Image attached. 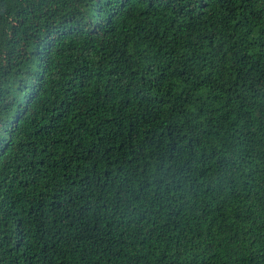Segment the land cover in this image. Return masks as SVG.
I'll return each mask as SVG.
<instances>
[{"label":"trees","instance_id":"trees-1","mask_svg":"<svg viewBox=\"0 0 264 264\" xmlns=\"http://www.w3.org/2000/svg\"><path fill=\"white\" fill-rule=\"evenodd\" d=\"M9 1L0 264H264V0Z\"/></svg>","mask_w":264,"mask_h":264},{"label":"rangeland","instance_id":"rangeland-1","mask_svg":"<svg viewBox=\"0 0 264 264\" xmlns=\"http://www.w3.org/2000/svg\"><path fill=\"white\" fill-rule=\"evenodd\" d=\"M22 0H10L6 6L5 9L9 11L10 13H15L17 9L20 7ZM2 45V44H1ZM5 46L3 45V48Z\"/></svg>","mask_w":264,"mask_h":264}]
</instances>
